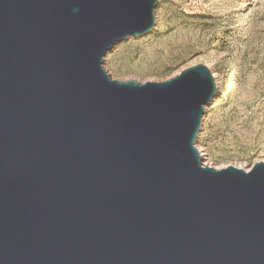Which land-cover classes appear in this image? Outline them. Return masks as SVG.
Wrapping results in <instances>:
<instances>
[{
	"label": "water",
	"instance_id": "1",
	"mask_svg": "<svg viewBox=\"0 0 264 264\" xmlns=\"http://www.w3.org/2000/svg\"><path fill=\"white\" fill-rule=\"evenodd\" d=\"M157 0H0V264H264V160L203 164L205 64L118 80Z\"/></svg>",
	"mask_w": 264,
	"mask_h": 264
},
{
	"label": "rangeland",
	"instance_id": "2",
	"mask_svg": "<svg viewBox=\"0 0 264 264\" xmlns=\"http://www.w3.org/2000/svg\"><path fill=\"white\" fill-rule=\"evenodd\" d=\"M155 26L103 60L121 81L158 82L196 64L216 92L195 145L203 164L249 170L264 160V0H157Z\"/></svg>",
	"mask_w": 264,
	"mask_h": 264
}]
</instances>
